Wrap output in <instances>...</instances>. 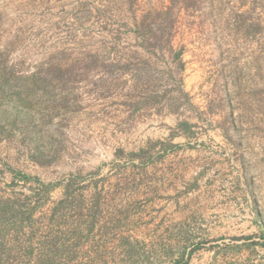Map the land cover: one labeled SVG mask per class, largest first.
<instances>
[{
  "label": "rangeland",
  "instance_id": "1",
  "mask_svg": "<svg viewBox=\"0 0 264 264\" xmlns=\"http://www.w3.org/2000/svg\"><path fill=\"white\" fill-rule=\"evenodd\" d=\"M0 203V264H264V0H0Z\"/></svg>",
  "mask_w": 264,
  "mask_h": 264
},
{
  "label": "trees",
  "instance_id": "2",
  "mask_svg": "<svg viewBox=\"0 0 264 264\" xmlns=\"http://www.w3.org/2000/svg\"><path fill=\"white\" fill-rule=\"evenodd\" d=\"M7 201H9V199L7 200ZM6 203V202H5ZM0 205H1V203H0ZM0 211L2 212V211H5V207H2L1 209H0Z\"/></svg>",
  "mask_w": 264,
  "mask_h": 264
}]
</instances>
